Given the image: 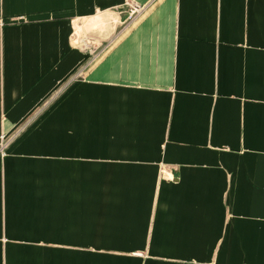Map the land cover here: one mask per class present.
Listing matches in <instances>:
<instances>
[{"label":"crops","instance_id":"1","mask_svg":"<svg viewBox=\"0 0 264 264\" xmlns=\"http://www.w3.org/2000/svg\"><path fill=\"white\" fill-rule=\"evenodd\" d=\"M81 69L0 156V264H264V0H0V137Z\"/></svg>","mask_w":264,"mask_h":264},{"label":"rangeland","instance_id":"2","mask_svg":"<svg viewBox=\"0 0 264 264\" xmlns=\"http://www.w3.org/2000/svg\"><path fill=\"white\" fill-rule=\"evenodd\" d=\"M109 18V19H108ZM110 18L111 16H105L104 18H97L96 20H91L90 22H88V25L86 26L87 31L89 32L91 30V32L93 31V28L95 26L96 23H102L105 25V29H109V22H110ZM109 20V21H108ZM98 29V28H97ZM96 44H98L97 41H94ZM93 44V42L88 43V45ZM76 45V43H75ZM105 47H100L97 49H91L89 51H91L92 56L99 57L103 51ZM83 69H81L80 71H77L58 91H56V93L53 95V97H51V99L46 102L44 105H42L35 113L31 114L27 119L23 120V122H21V124L16 127L14 129V131L11 134H5L3 133L2 136L0 137L1 139V143H0V156H1V151L6 152V150L8 149V147L10 146V144L15 141L17 138L21 137L24 133H26L32 126L35 125V123L37 122V120L44 114V112L53 104L55 103L58 99L61 98V96L64 95V93L66 92V90L68 89V87L75 81H77V79L82 76L81 74L83 73ZM163 175H165L163 173ZM165 177V176H163Z\"/></svg>","mask_w":264,"mask_h":264},{"label":"built area","instance_id":"3","mask_svg":"<svg viewBox=\"0 0 264 264\" xmlns=\"http://www.w3.org/2000/svg\"><path fill=\"white\" fill-rule=\"evenodd\" d=\"M134 12H137L138 11V9H135V10H133ZM3 156H5V152L4 151H1V157H3Z\"/></svg>","mask_w":264,"mask_h":264}]
</instances>
